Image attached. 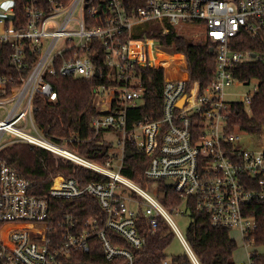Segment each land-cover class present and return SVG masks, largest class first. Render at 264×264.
Segmentation results:
<instances>
[{
	"label": "built area",
	"instance_id": "2783aa9c",
	"mask_svg": "<svg viewBox=\"0 0 264 264\" xmlns=\"http://www.w3.org/2000/svg\"><path fill=\"white\" fill-rule=\"evenodd\" d=\"M77 9L79 17L74 18ZM23 13L25 24L17 26L14 0H0V43L10 44L9 63L15 71L0 75V151L15 142L27 143L104 179L80 185L58 174L50 178L46 194L39 195L34 182L0 155V264H66L74 253L89 252L93 239L100 242L106 260L135 264L132 249L146 242L137 227L140 216L152 230L163 219L199 264L170 214L189 215L192 209L205 213L213 227L238 231L247 261L237 264H260L249 238L257 228L250 207L264 204V148L238 145L239 129L230 130L229 113L237 103L247 108L259 90L258 79L240 78L234 71L244 62L264 65V0H145L131 13L123 0H27ZM147 22L160 24L162 33L170 27L200 29L214 53L209 80L191 81L186 56L178 52L183 59L178 70L184 76H169L167 65L162 59L156 63L154 55L172 51L157 38L141 35ZM100 48L109 69L106 76L116 84L94 88L97 113L90 125L96 132L119 135L117 155L104 163L49 140L33 117L36 94L57 98L45 76L93 77L97 67L91 55ZM137 67L164 70L160 117L132 120L128 112L143 104L145 89ZM250 81L252 88L239 99L227 98V88ZM6 133L11 137L4 141ZM127 140L148 158L144 176L149 188L120 171ZM160 182L177 195L170 208L156 196ZM84 195L97 200L102 225L94 217L79 223L74 213H62L51 203ZM109 229L126 245L115 243Z\"/></svg>",
	"mask_w": 264,
	"mask_h": 264
},
{
	"label": "trees",
	"instance_id": "16d2710c",
	"mask_svg": "<svg viewBox=\"0 0 264 264\" xmlns=\"http://www.w3.org/2000/svg\"><path fill=\"white\" fill-rule=\"evenodd\" d=\"M129 13L143 5L145 0H123ZM27 0H14V22L17 26L25 24L23 9ZM100 23L96 22L95 25ZM149 35L159 40L160 44L169 51L182 53L187 59V70L191 81L205 84L211 77L214 67V53L208 40L193 41L186 34L169 28L162 33L160 24L154 22L145 23V30L141 35ZM9 43H0V75L15 73L9 63ZM101 48L96 55H91L94 65L100 75L91 78L46 75L45 79L54 87L57 98L50 101L41 94H36L33 100L34 121L37 128L51 141L56 142L82 157L97 163H104L107 159L117 155L118 151L114 143L105 138V130L96 132L90 125L92 117L97 113L94 101V88L100 84L113 86L115 80L106 76L109 70L103 62ZM178 55L173 58H176ZM157 63V60L154 59ZM183 64V59L173 60L167 65L169 76L178 75V66ZM136 71L141 75L144 85L143 104L129 109L132 120L143 117L161 116L163 85V68L137 67ZM235 74L240 78H255L259 80V90L251 99L247 108L240 103L234 104L229 113V128H237L252 134L261 133L264 130V65L257 62L241 63ZM130 122V121H129ZM0 155L8 164L18 169L23 175L35 184V190L39 195H45L50 178L55 175L75 178L80 185L88 182L102 181L104 177L81 165L62 158L44 148L32 147L27 143L15 142L5 146ZM147 156L127 140L124 147V156L121 165V173L140 184L142 187H150L151 182L145 178L144 170L147 166ZM156 196L167 207L178 202L177 195L164 182L158 185ZM163 192V193H162ZM165 193V194H164ZM51 203L58 206L60 212L74 213L78 222L83 223L87 218L94 217L100 225L104 221V213L97 200L84 195L76 199H54ZM257 220V228L250 235L256 251L253 255L257 263L264 264V204L250 207ZM190 222L185 230V239L188 242L199 264H236L233 254L237 249L236 240L230 235L228 229L211 226L205 213L192 209L189 213ZM140 234L145 236L146 242L140 248L132 249L135 264H163L168 258L166 249L171 244L174 233L168 224L159 219L155 230L148 224L145 217L140 216L137 221ZM107 235L115 243L126 245L121 237L112 230H107ZM262 249V252L259 251ZM171 264H194L188 254L170 255ZM121 259L106 260L97 239L90 243L87 253H74L66 264H119Z\"/></svg>",
	"mask_w": 264,
	"mask_h": 264
},
{
	"label": "rangeland",
	"instance_id": "374dc122",
	"mask_svg": "<svg viewBox=\"0 0 264 264\" xmlns=\"http://www.w3.org/2000/svg\"><path fill=\"white\" fill-rule=\"evenodd\" d=\"M73 17L74 18L79 17L78 9L74 12ZM199 30L189 29V30H183V31L177 30V31H179L182 34H186L193 41H201V40H203V35L200 34ZM173 53L174 54L166 55V54L161 53V52H156L154 55V59H156L157 61H159L161 59L162 60L171 59V58L176 56V52L173 51ZM177 55L178 56L176 58H173V59H175V60L181 59V57L178 53H177ZM253 84H254V82L250 81V83H248L246 85H239V86L233 85V86L227 88V92L231 93V95H228L227 98L239 99V97H241L245 92H247L248 90H250L252 88ZM237 134L239 136V140L237 141V144L242 146L243 148H262V147L264 148V130L258 134H252V133H248L245 131L238 130ZM104 136H105V138L111 140L114 143L115 147L118 145L117 144V140L119 139L118 134L109 133L106 131L104 133ZM9 137H11V135L9 133H6L4 135L3 140L7 141L9 139ZM170 214H171L173 221L178 226L180 232L183 235H185V230H186V228L190 222V216L186 213L181 215V214L177 213L176 211H172V212H170ZM230 235L237 242V249L235 250V252L233 254V258H234L236 264L238 262H246L247 261V257H246L247 246L244 244L241 235H239L238 231H236V230H231ZM259 251L262 252V249H259ZM184 252H185V248L183 247L180 239L177 236H175L173 238L171 244L166 249V253L168 254V258L166 259V263H164V264H171L170 255L183 254Z\"/></svg>",
	"mask_w": 264,
	"mask_h": 264
},
{
	"label": "bare ground",
	"instance_id": "6f19581e",
	"mask_svg": "<svg viewBox=\"0 0 264 264\" xmlns=\"http://www.w3.org/2000/svg\"><path fill=\"white\" fill-rule=\"evenodd\" d=\"M159 52H161V51H159ZM161 53H164V54H166V55H171L170 53H165V52H161ZM182 58V57H181ZM174 59L173 58H171V59H164V60H162L163 61V63H165L166 65H168V64H170L171 63V61H173ZM161 62V60H159V61H157V63H160Z\"/></svg>",
	"mask_w": 264,
	"mask_h": 264
},
{
	"label": "water",
	"instance_id": "95a60500",
	"mask_svg": "<svg viewBox=\"0 0 264 264\" xmlns=\"http://www.w3.org/2000/svg\"><path fill=\"white\" fill-rule=\"evenodd\" d=\"M98 73H99V72H98V69H95L94 76H98ZM165 183H166V184H169L170 181H169V180H166Z\"/></svg>",
	"mask_w": 264,
	"mask_h": 264
},
{
	"label": "crops",
	"instance_id": "0c3cea01",
	"mask_svg": "<svg viewBox=\"0 0 264 264\" xmlns=\"http://www.w3.org/2000/svg\"><path fill=\"white\" fill-rule=\"evenodd\" d=\"M246 257H247V255H246Z\"/></svg>",
	"mask_w": 264,
	"mask_h": 264
}]
</instances>
